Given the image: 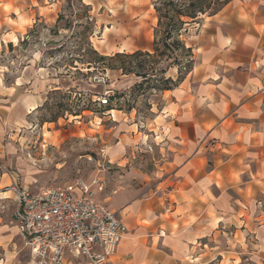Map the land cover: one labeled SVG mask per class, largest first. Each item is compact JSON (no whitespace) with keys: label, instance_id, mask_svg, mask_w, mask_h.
<instances>
[{"label":"rangeland","instance_id":"374dc122","mask_svg":"<svg viewBox=\"0 0 264 264\" xmlns=\"http://www.w3.org/2000/svg\"><path fill=\"white\" fill-rule=\"evenodd\" d=\"M154 2L0 0V192H7L3 187L11 173L30 192L84 182L95 200L109 206L117 194L125 205L156 190L163 178L159 168L173 152L162 143L169 99L153 83L139 88L140 78L116 70L125 62L99 61L93 54L151 53L157 23ZM201 16L208 14L188 21L180 38L192 49L198 43L201 25L196 24ZM180 54L174 48L159 67L182 66ZM129 65L136 68L137 61ZM170 69L166 76L173 75L175 81L177 69ZM190 81L176 97L181 106L176 125L194 100L196 84ZM104 98L106 106L100 104ZM206 164L209 168V154ZM255 201L254 216L264 210L263 199ZM1 203L11 232L13 198ZM242 230L251 244L264 235L247 227ZM12 242L15 264L31 262L30 251L15 229ZM72 264L87 263L78 259Z\"/></svg>","mask_w":264,"mask_h":264},{"label":"crops","instance_id":"0c3cea01","mask_svg":"<svg viewBox=\"0 0 264 264\" xmlns=\"http://www.w3.org/2000/svg\"><path fill=\"white\" fill-rule=\"evenodd\" d=\"M201 17L191 72L162 93L169 99L162 143L173 152L156 190L125 205L118 194L110 206L93 198L126 227L107 264H264V235L251 244L242 230L264 234V210L254 216L255 199L264 201V0H227ZM188 78L194 100L176 125V97ZM7 198L0 196V264H15Z\"/></svg>","mask_w":264,"mask_h":264},{"label":"built area","instance_id":"2783aa9c","mask_svg":"<svg viewBox=\"0 0 264 264\" xmlns=\"http://www.w3.org/2000/svg\"><path fill=\"white\" fill-rule=\"evenodd\" d=\"M106 106V98L100 100ZM4 190L12 194L17 235L37 264H66L83 259L107 264L126 232L117 213L94 201L88 185L30 192L19 177ZM259 208L261 203H258Z\"/></svg>","mask_w":264,"mask_h":264},{"label":"trees","instance_id":"16d2710c","mask_svg":"<svg viewBox=\"0 0 264 264\" xmlns=\"http://www.w3.org/2000/svg\"><path fill=\"white\" fill-rule=\"evenodd\" d=\"M227 0H155L153 8L156 14V27L154 30V40L152 52H134L133 54L116 53L110 57L99 56L93 51V54L99 61H111L120 64L116 70H121L123 75H134L142 81L138 87H143L144 83H153V88L160 92L169 91L176 88L189 74L193 68V51L182 41V32L187 31L184 26L189 22H196L199 15H211L219 11ZM209 10L212 12L209 14ZM60 19V17H59ZM189 21V22H188ZM160 35V38H158ZM172 40V44L169 41ZM177 49L181 52V60L184 64L166 65L159 67L160 60L166 57L168 53L172 54ZM179 57H177L178 59ZM132 60L137 61L136 68L129 65ZM127 61V62H126ZM87 64H90L89 62ZM176 67L177 79L174 81L166 74L170 68ZM114 69V68H111ZM184 71V76L182 75ZM154 78V80H151ZM118 98L121 94L116 93Z\"/></svg>","mask_w":264,"mask_h":264},{"label":"bare ground","instance_id":"6f19581e","mask_svg":"<svg viewBox=\"0 0 264 264\" xmlns=\"http://www.w3.org/2000/svg\"><path fill=\"white\" fill-rule=\"evenodd\" d=\"M120 52H122V51H120Z\"/></svg>","mask_w":264,"mask_h":264}]
</instances>
